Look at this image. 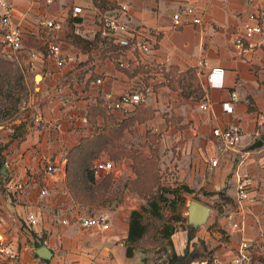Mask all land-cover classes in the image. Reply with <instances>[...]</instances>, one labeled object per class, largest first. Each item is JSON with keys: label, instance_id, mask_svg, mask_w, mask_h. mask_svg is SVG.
<instances>
[{"label": "crops", "instance_id": "crops-1", "mask_svg": "<svg viewBox=\"0 0 264 264\" xmlns=\"http://www.w3.org/2000/svg\"><path fill=\"white\" fill-rule=\"evenodd\" d=\"M9 1L12 24L23 32V49L14 60L0 46V56L17 64L25 91L18 112L11 120L0 121V145L7 144L16 130L20 134L4 153L10 168L0 166V249L11 248L19 258L9 261L0 254V264H138L136 256L127 257L125 244L131 212L141 207L142 199L126 189L115 209L93 214L74 199L67 184L68 154L92 134L88 109L138 86L147 92L145 103L155 117L132 130L144 137L148 131L161 136L178 181L193 190L185 197L209 208L205 221L195 228L187 213L194 231L175 232L176 252H184L190 236L191 244L206 243L215 264H236L242 243L249 242L255 249L242 264H264V23L263 33L249 38L244 51L235 45V38L254 23L252 16L264 11V0H104L114 5L106 9L94 0ZM122 7L127 11L123 13ZM187 7L194 8L203 22L176 29L173 16ZM74 8H81V13L75 14ZM105 15L121 18L128 26L123 35L150 42L153 53L143 55L130 47L115 52L122 46L104 41L100 34ZM45 20L62 22L64 28L50 30ZM56 45L63 66L51 55ZM149 63L159 70H193L205 98L181 99L178 91L161 84L163 76L149 79L145 87L144 76L131 73ZM221 78L223 87H213ZM204 100L207 110L201 108ZM227 103H233L232 113L224 110ZM135 112L111 111L119 122ZM37 115L41 123L35 121ZM166 116L180 119V125L169 126ZM232 126L243 130L241 144L234 149L214 135V130ZM258 142L263 145L254 147ZM210 158L218 161L213 170ZM49 165L54 171H47ZM238 173L253 179L242 201L237 197ZM116 175H121L120 169ZM30 213L39 219L37 225L26 221ZM88 215L107 218L110 228L82 227L79 219ZM44 246L51 253L49 259L37 254Z\"/></svg>", "mask_w": 264, "mask_h": 264}, {"label": "trees", "instance_id": "trees-1", "mask_svg": "<svg viewBox=\"0 0 264 264\" xmlns=\"http://www.w3.org/2000/svg\"><path fill=\"white\" fill-rule=\"evenodd\" d=\"M94 3L97 7H103L104 9L114 7L113 4L104 0H94ZM123 48L116 47L114 50L118 52ZM119 55L120 53L116 57L118 58ZM117 65L120 67L118 62ZM158 70L155 65L141 64L131 75H143L142 81L145 87H147L149 79L155 78V73ZM162 76L165 78V83L161 84H167L172 90L178 91L181 99L194 98L201 100L205 98V92L201 88L196 73L193 70L179 73L173 68L168 70L163 69ZM13 90L18 91L19 94L9 104H4L3 101L0 103V121L12 118L18 112L25 91L23 77L17 64L12 60L0 56V99L6 94V97L9 96L7 92ZM144 92L147 96V92L145 90ZM86 117L92 127V134L83 137L80 143L69 152L67 157V184L74 199L84 206H89L98 201L100 197L98 194L99 190L104 189L106 191L112 184H109L110 180L107 176L100 181L95 179V162L107 153L116 161L124 156V154L126 155L127 151L121 146V139L135 125H142L152 120L155 117V111L143 102L136 107L134 115L119 122L111 113L108 104L98 101L95 106L88 109ZM99 118H102V123L99 122ZM166 121L169 126H179L181 123L180 119L170 116H166ZM19 137L20 134L16 130L12 139L7 144L0 145V166L6 162L4 153L11 147L14 140ZM159 138H161L159 134L148 131L145 145L151 149V156L146 161L150 162L151 166L139 169L134 168L137 180H134L127 186L131 192L147 200V205L131 212L129 234L125 244L128 258H132L135 255L136 246L140 245L153 232L156 234L162 233V239L168 240V244L174 248L172 237L175 234V230L171 225L164 224L165 219L160 203L169 204L172 211L176 212L178 205L182 202V194L193 193V190L186 185H181L180 188L172 190H165L160 184L158 177L159 166L156 159L158 158V150L154 149ZM147 174H151L149 178L145 177ZM166 192H170L174 196V199L170 200L167 198ZM175 220L178 222L184 221L181 216L175 218ZM191 240L192 238L189 236V243L182 254H178L173 249L167 264H215L214 253L209 250L206 243L201 240L199 244H191Z\"/></svg>", "mask_w": 264, "mask_h": 264}, {"label": "built area", "instance_id": "built-area-1", "mask_svg": "<svg viewBox=\"0 0 264 264\" xmlns=\"http://www.w3.org/2000/svg\"><path fill=\"white\" fill-rule=\"evenodd\" d=\"M48 3H51L52 0H47ZM13 6L9 0H0V26H1V34H0V46L3 49L8 50V57L11 59H16L18 53L23 49V32L20 27L14 26L12 24V15H13ZM123 13L127 11L126 7H122ZM74 13H81V8H74ZM187 16H193L192 20L186 19ZM254 23L252 25L246 26L244 29V35L237 36L235 38V45L239 51H244L246 49L247 40L255 35H260L263 33V23H264V11L260 14L252 16ZM174 27L180 28L184 26L186 23H193L195 25H200L203 22V19L195 16V9L191 7L185 8L183 11L176 13L173 16ZM43 24L50 30L53 31H62L64 26L62 22L54 21V20H45ZM101 25V37L104 40H110L114 44H118L125 48H133L138 50L141 54L147 55L151 54L154 51V47L150 42L146 40H131L130 38L123 35L128 30L127 24L123 23L121 18L112 15H105L100 20ZM51 55L54 59H56L59 66H63L64 59L61 55V51L58 45L52 46L50 49ZM149 65H153L150 64ZM124 66V64H123ZM159 69V68H158ZM218 70H214L211 74L213 76L216 74ZM156 77L162 76V69L158 70L155 73ZM213 87H223V79L221 78L220 83L217 85L212 83ZM234 101H238L237 94L233 95ZM146 94L144 89L140 86L129 89L126 93L118 98H107V104L110 107L111 111H121L125 115H131L136 107L146 101ZM207 100L201 105V108L204 110L208 109ZM224 110L227 113H232L234 110L233 103H227L224 105ZM264 121V116L262 118ZM35 121L38 123L42 122V118L37 115ZM214 135L221 139L223 144L228 148H236L241 144L243 139V130L240 126H232L225 130L217 129L214 130ZM210 169L213 170L218 166V161L214 158L209 159ZM5 167L10 168V164L5 162ZM115 164L113 161L108 159H99L95 162L94 166V177L96 180H102L105 175L111 174L115 171ZM48 172L54 171V169L49 165L47 167ZM253 185V179L248 174H237V197L239 201H242L248 197V193L250 188ZM17 190H22L23 186L19 184L16 186ZM45 194L46 191H43ZM26 221L34 226L37 225L39 219L33 214L30 213L26 217ZM64 225H69L68 220L62 221ZM79 222L82 227L89 229H96L98 231H106L110 228V224L107 218L102 216H81ZM255 246L249 242H244L241 245L239 256L235 260L236 264H242L244 259H247ZM0 254L4 255L9 261H17L19 258V253L11 248H1Z\"/></svg>", "mask_w": 264, "mask_h": 264}, {"label": "rangeland", "instance_id": "rangeland-1", "mask_svg": "<svg viewBox=\"0 0 264 264\" xmlns=\"http://www.w3.org/2000/svg\"><path fill=\"white\" fill-rule=\"evenodd\" d=\"M9 96H3L0 99V103L3 101L4 104H9L17 98L18 91L7 92ZM8 118L4 121L11 120ZM127 135L123 136L121 139V146L126 149V155L122 156L118 161L113 160L110 154H104L100 159H108L114 162L115 171L111 174L105 176L110 180L109 184L111 187L106 191L99 190V199L96 203L86 206L90 213L96 214L97 210H113L115 206H118L124 197L125 190L129 183L137 180V175L135 174L134 168H145L146 166H151L150 162L146 160L151 156V149L146 146V137L143 136L139 130L129 129ZM161 138L156 142L154 149L158 150L157 165L158 167V177L160 179V184L165 190H172L174 188H180L181 184L178 181L177 169L173 166V161H171V155L169 154V149H166L161 144ZM177 156L175 155V158ZM126 164V165H125ZM118 169L121 170V175L117 176ZM151 174L145 175L149 178ZM130 191V190H129ZM130 193L137 195L134 192ZM165 193V192H164ZM102 196V197H101ZM167 198L170 200L174 199V196L170 192H166ZM188 194H182V202L178 205L176 212H173L169 204L160 203L162 207V212L164 214L165 225H171L174 227L175 232L177 231H188L189 234L193 233L194 229L187 224V205L191 199L185 197ZM142 199V206L147 205V200ZM141 207L139 209H141ZM186 213V217L184 214ZM181 216L184 221L178 222L175 218ZM162 233H151L150 236L144 240L140 245L135 248V255L138 259L136 260L138 264H167L170 255L175 249L168 244V240L162 239ZM176 251V249H175ZM133 256V257H134Z\"/></svg>", "mask_w": 264, "mask_h": 264}, {"label": "water", "instance_id": "water-1", "mask_svg": "<svg viewBox=\"0 0 264 264\" xmlns=\"http://www.w3.org/2000/svg\"><path fill=\"white\" fill-rule=\"evenodd\" d=\"M37 78H41L38 76ZM262 142H258L254 147L262 146ZM209 212V208L197 201L191 200L187 205V213H188V220L192 227H196L197 225L203 223L205 218ZM39 257L44 259H49L51 257V253L47 247H42L37 251Z\"/></svg>", "mask_w": 264, "mask_h": 264}]
</instances>
